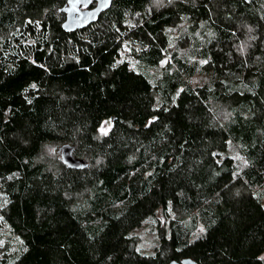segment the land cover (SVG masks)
<instances>
[{"label":"trees","instance_id":"trees-1","mask_svg":"<svg viewBox=\"0 0 264 264\" xmlns=\"http://www.w3.org/2000/svg\"><path fill=\"white\" fill-rule=\"evenodd\" d=\"M66 3L0 0V264H264V0Z\"/></svg>","mask_w":264,"mask_h":264},{"label":"water","instance_id":"water-1","mask_svg":"<svg viewBox=\"0 0 264 264\" xmlns=\"http://www.w3.org/2000/svg\"><path fill=\"white\" fill-rule=\"evenodd\" d=\"M113 0H67V3L60 10L66 14L62 27L67 31H75L79 28L88 27L92 22L99 20L106 9L112 6ZM59 150L62 160L72 167H84L85 160L76 158L71 144L62 145ZM192 258H185L182 261L173 259L169 264H197Z\"/></svg>","mask_w":264,"mask_h":264},{"label":"rangeland","instance_id":"rangeland-1","mask_svg":"<svg viewBox=\"0 0 264 264\" xmlns=\"http://www.w3.org/2000/svg\"><path fill=\"white\" fill-rule=\"evenodd\" d=\"M110 126H111V121H105L102 127L100 128V131L106 132L108 129H110ZM50 150L52 151V149ZM236 156L241 158L243 162V159L241 156L237 154ZM159 218L163 222L164 218H162L161 214L159 215ZM156 222H158L156 218L148 217L144 222H142V224L139 227H137L133 231L134 234L137 236L136 237L137 242H138L137 248L141 254H144V255L153 254L154 250H156V245L158 244V241H157L158 228H157ZM0 246H1V243H0ZM263 256H264V253H263Z\"/></svg>","mask_w":264,"mask_h":264}]
</instances>
